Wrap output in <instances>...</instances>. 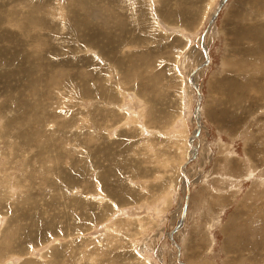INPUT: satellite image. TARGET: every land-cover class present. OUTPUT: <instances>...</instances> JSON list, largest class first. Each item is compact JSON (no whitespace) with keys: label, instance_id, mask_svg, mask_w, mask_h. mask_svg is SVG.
Wrapping results in <instances>:
<instances>
[{"label":"rangeland","instance_id":"1","mask_svg":"<svg viewBox=\"0 0 264 264\" xmlns=\"http://www.w3.org/2000/svg\"><path fill=\"white\" fill-rule=\"evenodd\" d=\"M219 2L0 0V264H264V0Z\"/></svg>","mask_w":264,"mask_h":264},{"label":"crops","instance_id":"2","mask_svg":"<svg viewBox=\"0 0 264 264\" xmlns=\"http://www.w3.org/2000/svg\"><path fill=\"white\" fill-rule=\"evenodd\" d=\"M139 107L137 106V108L136 109H138ZM180 116H181V114H180ZM180 116H177V117H175L174 118V120H173V123L171 124V125H173L172 127H174L173 128V130H174V132H175V129H176V127L178 126V127H182V128H184L183 130H184V132L183 131H179V132H177V133H172V134H170L172 137H173V135H176V134H180V135H184V136H186L187 135V122H186V118L184 117V115H182L181 117ZM140 120H141V123L143 122V123H146L145 122V120H144V118H142V117H140ZM129 121V120H128ZM183 124H184V126H183ZM171 125H170V127H171ZM167 129H169V128H167ZM153 131L155 130V132H158L159 133V135H160V133L162 132V131H159V130H156V129H152ZM201 134H202V132H201ZM200 151V150H199ZM228 152H231V155H233L234 154V152L232 151V150H225V149H219V151H217V158H218V156L220 157V156H222V160H220V161H222V164H218V167L219 168H226V166H227V164H228V157H225V155L226 156H229L228 155ZM199 153V152H198ZM187 157V156H186ZM198 158V156H196V159ZM186 160V159H185ZM218 160L219 159H217L216 161L218 162ZM197 161V160H196ZM183 162H185V161H183ZM182 162V163H183ZM217 162H215V163H217ZM181 163V164H182ZM242 168H243V165H242ZM256 170V167L253 165V163H250L249 165H248V167H244V171H245V173L243 174V178L242 179H246V180H251V179H253V174L256 172L255 171ZM217 172V171H216ZM218 173V172H217ZM220 174V176H221V178H225V180L224 181H221L222 182V184L224 185L225 184V187H227L228 189H222V188H220V187H214L213 185H211L210 183V180H209V177H210V173H208V172H206L205 170L202 172V174H201V179H200V183L201 184H203V186L205 185V187H202V188H204L205 190L207 189V192L208 193H206V194H203V193H197L195 196V200H197L196 202H194L195 204H196V206H200L199 208H204V206H206L207 207V197H208V195L207 194H210V197H212V195L214 196V200H215V202H217L219 199L221 200V201H225V199H224V197L222 196V194H221V192L223 191L224 192V194H226V192L227 191H232V190H234V189H236V190H239L240 189V185H238L239 184V182L241 181V178H236V177H234V176H232V175H228L227 173H229V172H219ZM223 174H226V175H224L223 176ZM219 175H217V176H219ZM189 179H190V181L192 182V177H190L189 176ZM216 182H218V183H220V180L219 181H216ZM206 185H207V187H206ZM232 189V190H231ZM189 191H190V187H189ZM220 192V193H219ZM172 196H173V194H172ZM227 196L228 197H230V202H227V204H226V202H220V203H218V205H221L220 206V209L216 212V213H213V214H211V215H222L223 213H224V206L225 205H228V203L230 204V203H234L235 201H236V196H234V195H228L227 194ZM170 199H168V204L169 203H171L172 202V198H171V196L169 197ZM192 199H193V196H192ZM193 203V201L191 200V193H189V197H188V204H187V212H186V215H188V210H189V207H190V204H192ZM163 208V207H162ZM198 208V207H197ZM254 212H255V209L253 210ZM160 213H161V211H159ZM252 212V211H251ZM204 213V212H203ZM203 213H201V214H203ZM251 213H249L248 215H250ZM160 215V214H159ZM211 219V218H210ZM210 219L209 220H207V222H210ZM214 219V218H213ZM208 224V223H207ZM207 228H208V231H209V229H210V227L207 225ZM187 235H188V233H187ZM186 234H185V236H187ZM185 236H183V237H181V243H180V247H181V250H182V253H184V246H183V240L185 239Z\"/></svg>","mask_w":264,"mask_h":264},{"label":"bare ground","instance_id":"3","mask_svg":"<svg viewBox=\"0 0 264 264\" xmlns=\"http://www.w3.org/2000/svg\"><path fill=\"white\" fill-rule=\"evenodd\" d=\"M228 0H220V2H219V4H218V6L216 7V9H215V11H214V13H213V15H212V17H211V20H210V24H212L215 20H216V18L218 17V15H219V13H220V11L222 10V8L225 6V4H226V2H227ZM86 3H88V2H86ZM86 7V6H85ZM209 28V27H208ZM208 28L202 33V35H201V37H200V42H201V46H202V49H203V55H204V63L202 64V65H200L198 68H197V70H194V72L193 73H191L190 74V76H192L191 77V79H190V82L193 84V86L195 87V89L197 90L196 92H197V105H196V108H195V116L194 117H196L195 119H196V122H197V125H196V129L194 130V132L192 133V135L191 136H189L190 138H189V140H188V142H189V145H190V147H191V153H189V155L190 154H193V156H191V157H189L188 158V160L186 161V163H184V165L182 166V170L186 167V165L188 164V163H190L192 160H194L195 158H196V155H197V152H198V148L196 147V146H194L195 144H194V141L197 139V140H200L199 138H200V133H201V123H200V103H201V93H200V91H199V87L197 86V85H195L194 83H193V78H194V74L200 69V68H203V67H205L206 65H208V63L210 62V57H209V53H208V50H207V47H206V45H205V38H206V33H207V30H208ZM141 110V109H140ZM140 112V111H139ZM136 113V112H135ZM138 113V112H137ZM136 113V114H137ZM141 114V113H140ZM133 117V116H132ZM129 119V118H128ZM138 119V118H137ZM137 119H136V121H137ZM124 121V120H123ZM125 124V123H124ZM143 125V124H142ZM174 128V127H173ZM179 128V127H178ZM177 129V128H176ZM199 129V133H198V135L196 136V131ZM180 131V130H179ZM178 131V132H179ZM177 132V131H176ZM196 140V141H197ZM188 155V156H189ZM182 163V164H183ZM181 164V165H182ZM188 168V167H187ZM183 177H184V180H185V182H186V185H187V190H186V194H185V197H184V205H185V209H184V205H183V208H182V211H181V215H180V218H179V221H178V223H177V225H176V227H174V229H172V231H171V236L173 237V235L176 233V231L178 230V228L183 224V222H184V220H185V218H186V212H187V204H188V197H189V182L187 183V181L186 180H189L190 181V179L188 178V176H187V174H186V172L185 173H183ZM192 185V184H191ZM185 186V185H184ZM171 190V189H170ZM76 192V191H75ZM114 233V232H113ZM177 246V245H176ZM178 256H179V254H178ZM182 263V262H181ZM6 264H10V263H6ZM15 264V263H14ZM183 264V263H182Z\"/></svg>","mask_w":264,"mask_h":264},{"label":"water","instance_id":"4","mask_svg":"<svg viewBox=\"0 0 264 264\" xmlns=\"http://www.w3.org/2000/svg\"><path fill=\"white\" fill-rule=\"evenodd\" d=\"M198 133H199V129H198V130L196 131V133H195L196 136L198 135ZM184 209H185V205H184Z\"/></svg>","mask_w":264,"mask_h":264}]
</instances>
